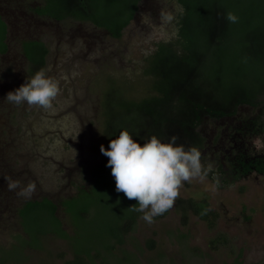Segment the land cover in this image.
<instances>
[{"label":"trees","instance_id":"1","mask_svg":"<svg viewBox=\"0 0 264 264\" xmlns=\"http://www.w3.org/2000/svg\"><path fill=\"white\" fill-rule=\"evenodd\" d=\"M40 1L36 12L41 16L90 23L119 39L140 0ZM170 5L176 8L174 37L157 43L144 60L143 75L153 80L152 85L142 97L133 99L113 90L116 95L108 104L111 112L102 114L101 138L105 149L120 131L127 130L141 145L153 135L164 143L176 137V145L200 151L203 124L231 116H239L246 137L263 140L264 0H169ZM229 12L238 18L237 22L226 19ZM242 109L249 111L241 112ZM107 162L91 173L88 192L79 191L78 197L59 204L71 234L57 215L58 205L46 199L27 202L18 211L24 237L15 235L16 243L9 250H0V264L12 255L23 257L25 248L42 249L48 235L68 244L72 258L61 264H116V247L124 244L125 235L134 230L140 215L130 209L138 202H125L126 215L119 217L117 227L108 232L106 239H92L85 225L76 224L86 222L91 210L115 191ZM233 163L229 168L236 170V180L250 170L264 175L263 151L245 152L236 160V167ZM206 176L213 180L210 174ZM176 211L182 226L191 214L208 229L215 227L217 214L207 199H178ZM227 241L220 235L210 241V247L214 250Z\"/></svg>","mask_w":264,"mask_h":264},{"label":"rangeland","instance_id":"2","mask_svg":"<svg viewBox=\"0 0 264 264\" xmlns=\"http://www.w3.org/2000/svg\"><path fill=\"white\" fill-rule=\"evenodd\" d=\"M24 1L32 4L37 0ZM168 1L146 0L142 5L145 11L137 16L140 22H134L119 40L101 36L102 42L97 46H104L106 53L93 56L89 63L80 66L72 83L76 95L73 106L78 111L75 119L81 127L78 143L83 146L81 149L88 146L93 159L103 145L102 114L111 112L108 104L116 95L113 90L127 98H140L153 83L143 75L144 60L157 43L174 37L172 23L176 8L168 6ZM62 25L72 30L77 28L70 21ZM245 111L249 110H241ZM252 146L255 151L264 152V139L254 140ZM203 197L219 214L215 230L208 231L191 214L182 226L174 206L164 215L155 217L152 224L142 220L141 213L134 230L125 235L124 244L116 247V264H264V179L251 175L228 190H219L208 180L197 178L184 184L178 198ZM126 201L129 199L123 193L112 191L98 208L91 210L86 222L76 224L85 225L92 239H106L108 232L117 227L119 217L126 215ZM4 204L0 205V250H9L16 243L15 235L23 234L12 207L9 208L12 205L5 207ZM57 215L62 218L60 212ZM64 229L72 233L68 223ZM215 234L226 235L228 241L213 250L209 240ZM22 255H12L5 264H61L72 258L67 242L52 235L44 237L42 249L25 248Z\"/></svg>","mask_w":264,"mask_h":264},{"label":"flooded vegetation","instance_id":"3","mask_svg":"<svg viewBox=\"0 0 264 264\" xmlns=\"http://www.w3.org/2000/svg\"><path fill=\"white\" fill-rule=\"evenodd\" d=\"M145 1H139L119 39L134 22H140L137 16L145 11L142 6ZM41 4L40 0L32 4L24 0H0V205L5 202V207L12 205L9 208L12 207L18 225L21 220L18 211L30 201L46 199L58 205L57 214H62L59 204L78 197L79 191L88 192L91 173L108 161L101 152L93 159L88 146L81 149L83 146L78 143L81 127L75 119L78 111L73 106L76 95L72 83L84 62L89 63L93 56L106 53L104 46H97L101 36L119 39L111 38L108 32L90 23L70 21L77 28L65 27L62 23L66 21L39 15L36 9ZM41 69L59 82L60 92L50 108L15 105L5 100L8 92L18 89ZM238 117L205 122L200 131L203 139L201 162L205 168L211 165L207 173L217 183L207 176L204 179L219 190H228L251 175L264 179V175L250 170L236 180V170L229 168L233 161V167L237 166L240 155L255 151L252 143L258 140L242 133ZM8 177L19 181L20 186L9 190ZM29 183L35 185L31 195H17ZM202 199L206 198L196 200ZM216 214L213 229H208L201 221L210 232L217 226V211ZM61 221L64 225L67 223L64 214ZM220 235L224 234H215L209 242Z\"/></svg>","mask_w":264,"mask_h":264},{"label":"clouds","instance_id":"4","mask_svg":"<svg viewBox=\"0 0 264 264\" xmlns=\"http://www.w3.org/2000/svg\"><path fill=\"white\" fill-rule=\"evenodd\" d=\"M226 19L231 23L238 20L231 12ZM59 92V82L41 69L18 89L8 92L5 100L15 105L48 109ZM176 139L172 137L171 142L164 143L153 135L141 145L123 130L110 141L107 150L100 146V152L108 158L106 166L111 169L116 192L136 200L137 206L130 209L142 213L141 219L148 224L173 208L185 183L197 178L203 180L211 168L210 164L207 168L202 164L201 152L196 147L185 149L183 145H176ZM6 180L9 190L20 186L19 181L10 177ZM34 188L29 183L17 195L29 197Z\"/></svg>","mask_w":264,"mask_h":264}]
</instances>
